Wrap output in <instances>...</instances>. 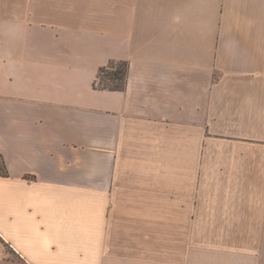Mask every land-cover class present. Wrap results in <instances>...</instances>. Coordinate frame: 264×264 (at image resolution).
Listing matches in <instances>:
<instances>
[{
	"label": "crops",
	"instance_id": "1",
	"mask_svg": "<svg viewBox=\"0 0 264 264\" xmlns=\"http://www.w3.org/2000/svg\"><path fill=\"white\" fill-rule=\"evenodd\" d=\"M0 163V264H264V0H0Z\"/></svg>",
	"mask_w": 264,
	"mask_h": 264
},
{
	"label": "trees",
	"instance_id": "2",
	"mask_svg": "<svg viewBox=\"0 0 264 264\" xmlns=\"http://www.w3.org/2000/svg\"><path fill=\"white\" fill-rule=\"evenodd\" d=\"M114 64H119L121 65V72L120 75H118L119 79H114L112 76L110 77L109 75V79H107L110 83L114 82V81H119L117 83H113L112 86L108 85V83H105L104 81H102V77H101V73L104 72L105 69L109 68L110 66L114 65ZM127 72H128V63L126 62H120V63H116V62H112L110 63L108 66L102 68L99 71V75H98V80L95 82V86L104 89V90H112V91H121L124 89L125 87V79L127 77ZM118 73H113L111 75H117ZM7 173V169L5 167V165L3 163H0V175L2 176H6Z\"/></svg>",
	"mask_w": 264,
	"mask_h": 264
},
{
	"label": "rangeland",
	"instance_id": "3",
	"mask_svg": "<svg viewBox=\"0 0 264 264\" xmlns=\"http://www.w3.org/2000/svg\"><path fill=\"white\" fill-rule=\"evenodd\" d=\"M121 65H117V64H114L112 66H110L109 68L105 69L103 73H101V77H102V81H104L105 83H108V85L112 86L113 83H117L119 81H114L112 83H110L107 79H109V76L113 77L114 79H119L118 75H120V72H121ZM113 73H118L117 75H111ZM109 75V76H108Z\"/></svg>",
	"mask_w": 264,
	"mask_h": 264
}]
</instances>
